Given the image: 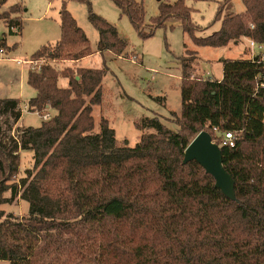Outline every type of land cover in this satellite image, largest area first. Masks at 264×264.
Listing matches in <instances>:
<instances>
[{"label":"trees","instance_id":"trees-1","mask_svg":"<svg viewBox=\"0 0 264 264\" xmlns=\"http://www.w3.org/2000/svg\"><path fill=\"white\" fill-rule=\"evenodd\" d=\"M77 1L88 6L89 21L99 31L97 53L123 55L128 44L118 30L92 12L89 0ZM111 1L142 39L177 21L198 47H227L242 38L264 41V0H242L243 14L232 11L233 0H222L216 16L221 28L208 37L197 36L186 0L160 2L149 32L143 0ZM5 3L0 0V10ZM12 8V14L21 11L18 4ZM10 16L0 14V20L10 35L20 33L21 18ZM60 27L61 39L43 46L33 60L93 55L66 9ZM0 46H6L4 39ZM196 54L187 50L177 58L182 111L172 115L178 130L147 118L137 128L155 132L143 134L134 148L118 145L106 119L94 132L93 107L102 103L106 69L59 70L47 64L29 71L27 83L37 93L29 111L51 108L55 114L40 127L12 130V136L5 135L1 119L16 126L21 102L0 99V262L264 264V61L261 56L222 60V80H205L195 76ZM61 78L69 80L66 88L59 85ZM214 128L233 133L234 147L222 146ZM201 132L220 146L235 200L196 161L183 163L186 148ZM23 151L33 153V167L20 177ZM18 196L29 205L26 216L1 209Z\"/></svg>","mask_w":264,"mask_h":264},{"label":"rangeland","instance_id":"rangeland-1","mask_svg":"<svg viewBox=\"0 0 264 264\" xmlns=\"http://www.w3.org/2000/svg\"><path fill=\"white\" fill-rule=\"evenodd\" d=\"M89 1L92 12L114 26L120 37L126 40L128 48L123 55L97 54L99 31L89 21V9L83 2L6 0L2 6L0 14L11 15L12 19L17 16L22 21V31H14L15 35H10L4 21L0 20V39H4L6 44L5 47L0 46V50L4 52L0 54V99H18L23 110L21 125L14 126L8 117L1 119L6 136H12V130L17 128L40 127L43 122L42 115L49 113L52 118L55 114V111H50L51 108L36 111L41 116L29 111L28 102L35 96L27 83L29 71H39L47 64L59 70H63L67 65H72L74 70L78 68L75 65L78 61H51L47 57L32 59L43 46L54 45L61 39L63 9L73 16L90 41L93 57L86 64H91L92 68L107 70L102 83V103L93 107L94 132L100 131L101 120L106 119L116 133L118 145L134 148L143 134L155 132L153 129L140 131L137 128V125L147 118L157 117L169 129L178 130L172 115H180L182 111L181 69L177 58L184 56L188 49H195L196 45L191 37L183 31L179 22L172 21V24L169 23L165 28L157 29L154 36L142 39L130 19L122 15L111 0ZM164 1L175 3L177 0H143L146 12L145 32L151 30V19L159 15V4ZM221 2L222 0H186V5L192 11L191 21L199 28L197 36L208 37L220 30L221 21H216V16ZM16 4L20 6L21 11L19 14H12V7ZM232 6V11L236 14L245 12L242 0H233ZM250 41L251 39H246L239 45H231L228 48L198 47L199 56L205 60L199 64L202 71L218 72L223 58L239 59L244 55L245 47H249L245 50L247 57L259 55L264 58V41L255 42L254 48H250ZM260 45L261 49L258 48ZM59 85L66 88V79L61 78ZM29 153L30 151H23L20 154V177H24L25 171L33 167V156ZM6 197L11 198V193H6ZM20 201L18 196L1 209L8 214L26 216L29 213V205Z\"/></svg>","mask_w":264,"mask_h":264},{"label":"water","instance_id":"water-1","mask_svg":"<svg viewBox=\"0 0 264 264\" xmlns=\"http://www.w3.org/2000/svg\"><path fill=\"white\" fill-rule=\"evenodd\" d=\"M196 161L212 175L216 187L229 199L235 200L234 180L225 170L220 146L213 142L208 132H201L188 145L184 154L185 165Z\"/></svg>","mask_w":264,"mask_h":264},{"label":"crops","instance_id":"crops-1","mask_svg":"<svg viewBox=\"0 0 264 264\" xmlns=\"http://www.w3.org/2000/svg\"><path fill=\"white\" fill-rule=\"evenodd\" d=\"M246 10V9H245ZM244 12H242L241 14H243ZM236 14V13H235ZM247 38H242V39H240L239 41H237L236 43H234V42H232V43H230L227 47H222V48H228L229 46H231V45H235V46H237V45H239L240 43H242L243 42V40H246ZM247 40H249V39H247ZM261 47V45L260 46H258V48L259 49H261L260 48ZM246 48H248L249 49V47H245V49H244V55H241V58H239V59H243V60H251V59H253L254 57H256L257 55H255L254 57H247V55H246V53H245V50H246ZM189 50V49H188ZM189 51H194V52H196L197 54H196V66H195V76L196 77H199V78H203V79H205V80H222V78H223V64L222 63H220L219 64V68H218V72H216V73H214L213 71H211V70H208V71H202V69H201V66L199 65L200 63H201V61L203 60L200 56H199V52H198V46H196L195 47V49L194 50H189ZM98 54V53H97ZM246 57V58H244V57ZM259 56V55H258ZM93 57V55H91V56H88V57H85V58H83V59H81V60H79L78 62H76L75 63V65H76V67H78V68H87V69H96V68H92V67H90L91 66V64H89V65H87L86 64V62H88L91 58ZM227 59H229V60H239V59H232V58H227ZM227 59H225V58H223L222 60H227ZM262 60L264 61V58L262 57ZM29 60H27L26 62H28ZM203 61H205V60H203ZM208 61V60H207ZM209 63H213L212 61H208ZM24 63H25V61H24ZM28 64V63H27ZM71 65V64H70ZM72 66V65H71ZM71 66H66V67H71ZM27 79H28V76H27ZM62 79H66V78H62ZM66 82H67V86H68V84H69V80L68 79H66ZM102 86H103V84H102ZM33 89V88H32ZM33 91H34V94H35V96H36V91L33 89ZM34 96V97H35ZM34 97H32V98H34ZM31 98V99H32ZM11 99H13V98H11ZM30 99V100H31ZM49 109V108H48ZM50 111H53L52 109H50ZM54 112V111H53ZM18 124H20L21 125V120L18 122ZM18 124H16V126L18 125ZM29 154H32L31 156H33V153L32 152H30ZM20 202H23L22 200L20 201ZM3 207V206H2ZM3 210V209H2Z\"/></svg>","mask_w":264,"mask_h":264},{"label":"built area","instance_id":"built-area-1","mask_svg":"<svg viewBox=\"0 0 264 264\" xmlns=\"http://www.w3.org/2000/svg\"><path fill=\"white\" fill-rule=\"evenodd\" d=\"M253 28V26H252ZM17 29L13 28L12 31H16ZM256 46V43L251 40L250 41V48H254ZM261 48V47H260ZM3 50H0V54H3ZM254 57V56H253ZM27 63V62H26ZM40 71V70H39ZM37 114L40 115L39 112H36ZM41 116V115H40ZM42 118L44 121H48L51 119V115L49 113H46L44 115H42ZM213 131L217 134V136L219 137L220 141H221V145L222 146H229V147H234V142H235V136L233 133L231 132H226L223 134H220L219 130L217 128H214ZM213 142H215V140H213ZM216 143V142H215Z\"/></svg>","mask_w":264,"mask_h":264}]
</instances>
